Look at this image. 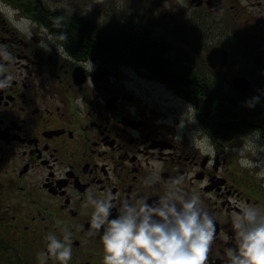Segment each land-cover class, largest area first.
Returning a JSON list of instances; mask_svg holds the SVG:
<instances>
[{
  "label": "flooded vegetation",
  "instance_id": "obj_1",
  "mask_svg": "<svg viewBox=\"0 0 264 264\" xmlns=\"http://www.w3.org/2000/svg\"><path fill=\"white\" fill-rule=\"evenodd\" d=\"M2 2L37 27L29 40L0 15V44L15 58L12 87L0 92V264H39L47 235L62 240L65 230L69 264H103L100 233L88 235L86 190L118 193L115 216L125 199H159L176 177L217 218L208 264H228L235 204L264 207L260 169L238 162L252 132L264 145V0ZM58 16L62 29L52 27ZM40 26L66 31V50L91 58L94 72L60 59L55 46L39 48ZM187 103L198 123L179 139ZM194 129L214 157L192 147Z\"/></svg>",
  "mask_w": 264,
  "mask_h": 264
},
{
  "label": "clouds",
  "instance_id": "obj_2",
  "mask_svg": "<svg viewBox=\"0 0 264 264\" xmlns=\"http://www.w3.org/2000/svg\"><path fill=\"white\" fill-rule=\"evenodd\" d=\"M50 10L55 11L54 8ZM0 15L18 34L29 40L32 38V29L37 27L35 21L21 15L18 9L4 4L2 0ZM62 21V16L54 17L52 27L62 29ZM39 35V48L51 52L52 46H55L60 59L79 64L85 73L94 72L91 58L76 61L66 50V31L52 33L47 27L40 26ZM13 63L15 58L9 47L0 44V92L12 87L15 77L10 67ZM261 75L264 76V72ZM259 103L260 96H255L246 101L245 106L253 109ZM197 123L196 107L187 103L176 125L177 138L183 139V130ZM199 131L194 129L189 134L192 147L201 155L214 157L215 147L210 138H198ZM249 137L250 141L238 150L241 157L239 165L241 168L260 169L255 173L256 178L264 180V157L258 156L256 151L261 137L254 132ZM259 150L264 151V145H259ZM248 152H252L257 159L247 158ZM182 183L183 177L172 178L170 191L151 203L142 197L135 203L125 199L115 216L113 201L118 199V193L108 190L102 198H96L91 188L86 190L84 207L90 205L93 209L88 235L100 233L103 264H208L217 236V218L203 207L198 193L194 191L186 196L179 187ZM235 207L239 208L232 217L235 246L226 251L228 264H264V207L241 203H236ZM46 240V251L37 255L39 264H47L50 259L58 264H69L73 255L71 233L65 230L62 240L49 233Z\"/></svg>",
  "mask_w": 264,
  "mask_h": 264
},
{
  "label": "trees",
  "instance_id": "obj_3",
  "mask_svg": "<svg viewBox=\"0 0 264 264\" xmlns=\"http://www.w3.org/2000/svg\"><path fill=\"white\" fill-rule=\"evenodd\" d=\"M113 55H111L110 57H112Z\"/></svg>",
  "mask_w": 264,
  "mask_h": 264
}]
</instances>
